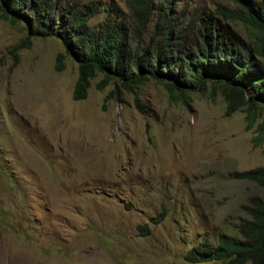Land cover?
Segmentation results:
<instances>
[{
  "label": "rangeland",
  "instance_id": "374dc122",
  "mask_svg": "<svg viewBox=\"0 0 264 264\" xmlns=\"http://www.w3.org/2000/svg\"><path fill=\"white\" fill-rule=\"evenodd\" d=\"M52 1L73 10L93 3L94 28L130 15L127 0ZM163 3L179 25L237 9L234 0ZM27 35L24 23L0 17V264H192V248L239 236L251 199L264 198L237 176L264 168L245 113L226 117L211 90L186 105L153 81L106 100L113 85L101 90L103 75L75 101L78 64L67 58L56 70L62 42L34 38L17 50Z\"/></svg>",
  "mask_w": 264,
  "mask_h": 264
},
{
  "label": "trees",
  "instance_id": "16d2710c",
  "mask_svg": "<svg viewBox=\"0 0 264 264\" xmlns=\"http://www.w3.org/2000/svg\"><path fill=\"white\" fill-rule=\"evenodd\" d=\"M127 19L115 14L97 28L90 20L98 9L84 6L59 8L52 0H0V17L11 24L24 23L34 38L59 39L64 52L57 55L56 70L67 58L78 64L73 99L85 100L92 80L103 75L99 88L113 85L106 100L122 101L125 93L137 94L148 82L165 84L170 97L189 105L192 94L219 92L226 103L225 116L246 114V131L255 129L254 146L264 147V0H234L237 9L221 8L217 17L197 15L179 25L163 0H127ZM240 24L247 39L232 27ZM152 24V31L149 27ZM264 188V168L237 175ZM248 219L238 226L237 237L221 235L215 246L192 248L185 260L192 264H264V198L254 197ZM166 210L152 219L158 225ZM150 234L149 226L139 228Z\"/></svg>",
  "mask_w": 264,
  "mask_h": 264
}]
</instances>
